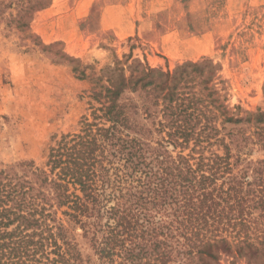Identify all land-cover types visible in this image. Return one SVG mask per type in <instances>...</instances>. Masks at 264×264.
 Listing matches in <instances>:
<instances>
[{"label":"trees","instance_id":"obj_1","mask_svg":"<svg viewBox=\"0 0 264 264\" xmlns=\"http://www.w3.org/2000/svg\"><path fill=\"white\" fill-rule=\"evenodd\" d=\"M30 17L12 20L24 28ZM219 70L209 57L110 68L92 120L56 139L43 165L0 167V264H97L79 238L99 264H218L223 254L264 264V158L247 156L264 150V110L231 112Z\"/></svg>","mask_w":264,"mask_h":264},{"label":"rangeland","instance_id":"obj_2","mask_svg":"<svg viewBox=\"0 0 264 264\" xmlns=\"http://www.w3.org/2000/svg\"><path fill=\"white\" fill-rule=\"evenodd\" d=\"M16 1L0 11V167L43 165L56 139L78 132L83 116L92 120L93 92L105 91L118 62L173 70L209 57L220 66L214 82L231 112L264 110V0H50L35 11L34 0ZM17 12L31 16L28 26H16ZM259 148H248V158L263 159ZM79 241L99 264L87 240ZM218 264L247 263L223 254Z\"/></svg>","mask_w":264,"mask_h":264}]
</instances>
